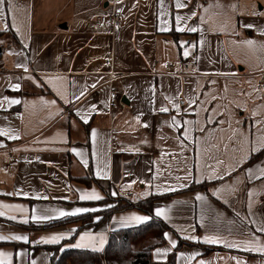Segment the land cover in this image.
Listing matches in <instances>:
<instances>
[{
    "label": "crops",
    "instance_id": "obj_1",
    "mask_svg": "<svg viewBox=\"0 0 264 264\" xmlns=\"http://www.w3.org/2000/svg\"><path fill=\"white\" fill-rule=\"evenodd\" d=\"M114 8L122 25L97 27ZM0 28V264H49L31 247L77 224L43 225L112 206L80 199L106 192L158 196L154 261L181 237L218 248L184 245L175 264H264V0H3ZM133 216L150 219L114 212L72 245L103 251Z\"/></svg>",
    "mask_w": 264,
    "mask_h": 264
},
{
    "label": "trees",
    "instance_id": "obj_2",
    "mask_svg": "<svg viewBox=\"0 0 264 264\" xmlns=\"http://www.w3.org/2000/svg\"><path fill=\"white\" fill-rule=\"evenodd\" d=\"M5 31L0 28V37ZM1 51V50H0ZM1 55V52H0ZM80 182L90 186L92 183L100 185L97 178L92 174L77 178ZM158 196H152L146 200L133 201L127 195L119 193L112 195L106 192V196L93 204L113 202L112 206L102 209L100 212H86L79 215L55 219L45 223L43 226H54L69 222H79L76 232L83 229L96 230L103 222L110 219L114 212L136 208L150 214V219L136 225L120 227L109 231L107 244L103 251H96L81 248H61L60 243L52 245H34L32 252L43 246L50 250L49 264H175L177 251L184 245H199L204 252L210 251L216 246L193 242L178 237L176 245L168 253L163 261H154L151 258V251L166 243L165 232L169 226L159 217L152 214V208ZM75 232V233H76ZM75 233L69 238L75 237ZM68 238V239H69ZM144 241L138 249L134 248L137 243Z\"/></svg>",
    "mask_w": 264,
    "mask_h": 264
},
{
    "label": "built area",
    "instance_id": "obj_3",
    "mask_svg": "<svg viewBox=\"0 0 264 264\" xmlns=\"http://www.w3.org/2000/svg\"><path fill=\"white\" fill-rule=\"evenodd\" d=\"M122 17H123L122 12L114 8L109 13H101L97 15L95 19V24L99 28H102L104 25L109 24L112 28L117 29L122 25ZM104 65L106 66V69L104 71V81L110 83L118 76V73H116L113 70L112 53L107 54V56L104 59ZM257 88L258 89L264 88V72H261L259 74V81L257 83ZM117 97L118 94L114 90L110 92L111 106L115 105V100ZM10 158L13 159L12 157Z\"/></svg>",
    "mask_w": 264,
    "mask_h": 264
},
{
    "label": "snow or ice",
    "instance_id": "obj_4",
    "mask_svg": "<svg viewBox=\"0 0 264 264\" xmlns=\"http://www.w3.org/2000/svg\"><path fill=\"white\" fill-rule=\"evenodd\" d=\"M2 3H3V0H0V4H2ZM190 31L195 32L196 29L193 28V29H190ZM249 43H251V42L249 41ZM184 55L187 56L188 52L185 51ZM12 103H17V101H12ZM160 110L161 111H166L167 109H163L162 108ZM145 195H147V193H145ZM80 199H82V200H99V199H101V197L96 195L95 193H91V194L85 193V194L81 195ZM86 211H94V209H76L75 212H72V213L61 212L60 215L61 216H64V215H75L78 212H86ZM0 215H2V213H0ZM156 215L157 216L163 215V210L162 209H157L156 210ZM32 218L35 219V220H47V219H50V217H48V216H33ZM130 219L133 222H135L137 224H140V223H143V222L147 221L149 219V217H147V216H133ZM262 230H264V229H262ZM60 238L61 237H53V238H51V240L46 241V242L56 243ZM0 239H7V238L0 236ZM11 239H15V240L24 239V240H27V237L14 236V237H11ZM84 239H85V237H81V240H84ZM88 239L91 240L92 238L89 237ZM216 242L217 241L214 240V239H209L208 240V243H216ZM87 246H89V245L83 244V243H78V244L74 245V247H87ZM229 247H234V245H229ZM257 250L260 251V252H264V247H261V248H259ZM0 255H3V254H0Z\"/></svg>",
    "mask_w": 264,
    "mask_h": 264
},
{
    "label": "rangeland",
    "instance_id": "obj_5",
    "mask_svg": "<svg viewBox=\"0 0 264 264\" xmlns=\"http://www.w3.org/2000/svg\"><path fill=\"white\" fill-rule=\"evenodd\" d=\"M72 223H76L77 224V226L79 225V222H72ZM74 238L75 237H73L72 239H67V240H65L62 244H61V247H63V246H73L72 244H74ZM146 242L144 241V243L143 242H141V243H137L135 246H134V248H136V249H138L141 245H143V244H145ZM74 247V246H73ZM37 250H41V252H43V254H46V253H48V257H49V253H50V250L49 249H47L46 247H43V246H41V247H39ZM36 250V251H37ZM102 250V249H101ZM49 259V258H48Z\"/></svg>",
    "mask_w": 264,
    "mask_h": 264
}]
</instances>
